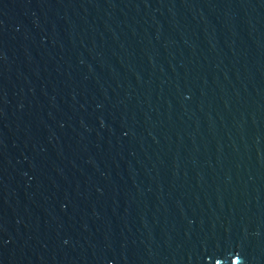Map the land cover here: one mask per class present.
<instances>
[{"label":"water","instance_id":"95a60500","mask_svg":"<svg viewBox=\"0 0 264 264\" xmlns=\"http://www.w3.org/2000/svg\"><path fill=\"white\" fill-rule=\"evenodd\" d=\"M0 264H264V0H0Z\"/></svg>","mask_w":264,"mask_h":264}]
</instances>
